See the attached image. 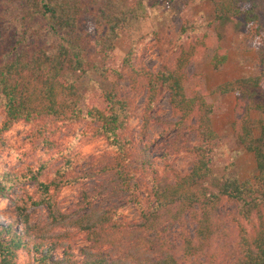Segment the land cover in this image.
I'll list each match as a JSON object with an SVG mask.
<instances>
[{
  "label": "trees",
  "instance_id": "1",
  "mask_svg": "<svg viewBox=\"0 0 264 264\" xmlns=\"http://www.w3.org/2000/svg\"><path fill=\"white\" fill-rule=\"evenodd\" d=\"M208 1L212 19L183 18L173 40L176 51L151 71L132 46L118 63L112 61L119 30L145 17L146 7L166 6L170 14L182 16L188 1L0 0V151L6 146L3 133L15 122L31 126L33 147H52L57 129L73 123L82 124L89 139L103 138L107 147L103 161L78 174L69 152L49 175L47 162L10 168L0 156V198L10 197L13 206V218L0 223V264H179L176 255L185 261L197 256L217 236V248L205 264H215L228 240L229 264H264V0ZM229 23L243 35L244 50L253 53L252 73L205 90L201 74L188 75L186 68L190 63H204L212 71L224 66L228 54L222 28ZM86 72L108 87L100 103L88 99L82 112L83 95L75 81ZM123 79L129 90L145 93L137 140L127 128L131 100L120 91ZM160 90L166 92L173 122L157 120L153 112ZM211 93L233 98L230 129L252 156L250 178L230 172L233 160L211 123V116L221 112ZM154 120L161 133L166 127L175 132L160 158L149 154V140L143 138ZM181 130L192 132L197 141L181 140ZM180 152L190 156L185 172L166 159ZM95 174L105 178L103 191L135 208L136 221L118 218L115 206L93 207L102 190L91 194L81 185L80 202L61 208L60 190ZM28 182L34 185L31 194L22 186ZM223 201L233 205L225 217L217 213ZM184 215L194 223L193 234H181L175 245L165 237L166 227L182 224ZM124 236L131 244L121 254L101 249L105 244L121 248ZM76 237L88 244L74 254Z\"/></svg>",
  "mask_w": 264,
  "mask_h": 264
},
{
  "label": "rangeland",
  "instance_id": "2",
  "mask_svg": "<svg viewBox=\"0 0 264 264\" xmlns=\"http://www.w3.org/2000/svg\"><path fill=\"white\" fill-rule=\"evenodd\" d=\"M187 11L182 15H172L166 6L157 5L152 8L146 7V16L131 23L129 26L119 30V37L114 41V48L111 51L112 61L118 63L120 58L132 46L134 55L140 60L141 64L148 70L156 71L160 66L176 51L173 40L180 28L183 18H195L197 21H210L213 16L212 4L208 0H182L186 2ZM181 2V3H182ZM86 28V25H83ZM89 37L93 36V31L89 32ZM221 44L227 50L228 59L224 66L218 71H212L210 67L204 63H190L187 68V74L193 75L195 72L201 74L200 81L204 83L205 90H210L214 85L221 81L232 79L235 77L246 76L252 73L253 53L244 50L243 35L231 23L226 24L222 28ZM75 86L83 98L80 100L79 108L84 111V103L88 99H92L100 103V93L107 87V83L92 72L80 73L75 81ZM120 91L131 100V115L127 120V128L132 137L138 138V125L140 124L139 114L145 100V93L134 92L129 90L127 80L123 79L119 82ZM210 100L217 102L221 112L211 116L212 127L223 144L228 155L233 160V166L230 172L238 179L250 178L254 174V163L251 154L245 152L233 139L230 122L232 120V104L231 95H220L211 93ZM153 112L157 115V120L168 123L176 120L172 115L168 103L167 95L163 90L159 91L158 97L154 103ZM2 112L0 110V120ZM31 126L22 122L13 123L10 128L3 133L6 146L0 151L1 164L6 167H14L16 165L31 164L35 165L40 162L46 163V173L49 175L55 166L62 162V156L65 152H69L72 156L73 173H80L89 166H96L99 161H103L106 152V143L103 138L89 139L83 135V125L79 123L64 124L60 126L51 138L53 146L46 150L39 146L33 145V138L29 136ZM161 133V125L157 121H153L148 129L144 132L143 138L149 140L148 150L152 157L160 158L161 154L167 150L166 143L175 137L173 129L166 127ZM181 140L187 139L190 142H196L195 135L188 130L179 132ZM169 149V148H168ZM108 151V150H107ZM166 159L171 166L179 172H185L189 168L190 156L185 153L170 154ZM160 170V167L158 168ZM104 177L96 176L85 179L81 184H76L60 190L57 194V202L63 209L74 208L80 202V187L88 193H94L102 190V193L95 195L92 200L93 207L105 208L108 206L118 207L120 215L118 218L131 222L137 220V211L131 204H125V200L121 196H116L111 191H103ZM26 188L27 193L31 194L34 185L31 182L22 185ZM233 211V205L226 201L221 202L218 206L217 213L225 217ZM44 214V210H42ZM13 218V206L10 197L0 198V223H6ZM182 224L173 223L166 227L165 237L173 244L179 242L181 234H187L189 237L193 234L194 223L190 221L187 215H184ZM125 244L119 247L111 245H103V251H112L114 255L121 254L127 245H130V236H124ZM131 239V238H130ZM217 242L219 236H217ZM217 242L209 241L211 246L202 250L197 256H191L186 261L176 255L175 258L179 264H205L212 255ZM73 253H77L80 247L88 244L87 241L80 237L74 239ZM226 250L224 252L218 249V255L214 259L215 264H229L231 241H225ZM217 248V247H216ZM60 252H55L54 256H59Z\"/></svg>",
  "mask_w": 264,
  "mask_h": 264
}]
</instances>
